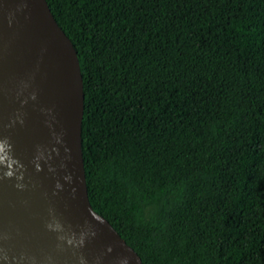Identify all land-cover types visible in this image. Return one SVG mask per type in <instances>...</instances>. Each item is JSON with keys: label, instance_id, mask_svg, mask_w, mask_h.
Here are the masks:
<instances>
[{"label": "trees", "instance_id": "obj_1", "mask_svg": "<svg viewBox=\"0 0 264 264\" xmlns=\"http://www.w3.org/2000/svg\"><path fill=\"white\" fill-rule=\"evenodd\" d=\"M47 1L93 208L144 264H264V0Z\"/></svg>", "mask_w": 264, "mask_h": 264}, {"label": "water", "instance_id": "obj_2", "mask_svg": "<svg viewBox=\"0 0 264 264\" xmlns=\"http://www.w3.org/2000/svg\"><path fill=\"white\" fill-rule=\"evenodd\" d=\"M84 78L47 0H0V264H144L92 206Z\"/></svg>", "mask_w": 264, "mask_h": 264}, {"label": "rangeland", "instance_id": "obj_3", "mask_svg": "<svg viewBox=\"0 0 264 264\" xmlns=\"http://www.w3.org/2000/svg\"><path fill=\"white\" fill-rule=\"evenodd\" d=\"M89 137H90V138H93V137H94V133H93V131H89Z\"/></svg>", "mask_w": 264, "mask_h": 264}]
</instances>
